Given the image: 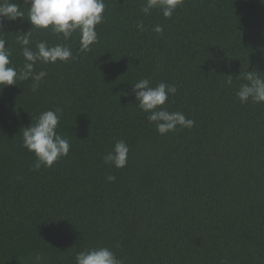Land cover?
Returning a JSON list of instances; mask_svg holds the SVG:
<instances>
[{
    "label": "trees",
    "instance_id": "trees-1",
    "mask_svg": "<svg viewBox=\"0 0 264 264\" xmlns=\"http://www.w3.org/2000/svg\"><path fill=\"white\" fill-rule=\"evenodd\" d=\"M9 2L24 16L0 18V37L19 69L17 37L32 26L23 0ZM144 2L104 0L87 52L78 33L31 31L33 50L65 44L74 59L38 62L36 91L31 80L0 89V264H75L97 247L123 264H264V103L236 96L239 74L264 78V0H183L167 19ZM144 78L177 87L165 107L191 129L158 134L132 93ZM57 108L70 152L35 171L21 129ZM116 141L129 147L121 169L103 161Z\"/></svg>",
    "mask_w": 264,
    "mask_h": 264
},
{
    "label": "clouds",
    "instance_id": "clouds-1",
    "mask_svg": "<svg viewBox=\"0 0 264 264\" xmlns=\"http://www.w3.org/2000/svg\"><path fill=\"white\" fill-rule=\"evenodd\" d=\"M183 0H145L141 12L147 16L153 9H159L162 16L171 18ZM23 9L27 10V20L31 24V30L17 37L21 46V55L24 63L17 69L10 66L11 50L6 47V40L0 37V89L16 85L18 81H32V91H36L41 81L47 76L46 71H35L36 64L64 63L74 59L72 50L65 44L49 46L46 41L36 43L35 50L29 47L30 33L32 30H49L63 40H69L73 33L79 35V51L87 52L92 45L98 42L96 26L102 23L105 11L104 0H23ZM24 16L21 5L9 0H0V18L14 21ZM137 30L144 31L143 22H139ZM152 31L161 34L163 28L155 25ZM3 25H0V34H3ZM231 77V76H229ZM238 79L245 83L239 86L236 96L243 104L251 101L254 104L264 103V78L256 71H247ZM232 84L229 78L226 82ZM132 93L139 109L147 113L149 123L155 124L160 135L174 132L178 128L191 129L195 121L187 118L182 112H172L165 107L170 96L177 93L175 85L163 82L155 87L151 81L144 78L132 85ZM127 95V94H125ZM62 110H48L42 112L34 123L21 129L22 147L35 157L33 170L38 171L42 166L51 167L60 158L68 156L71 145L66 136L57 132ZM129 147L124 141H116L112 150L103 157L106 165L121 169L126 166ZM115 179L108 176L109 182ZM33 264H43V257L36 255ZM75 264H123L117 259L113 251L107 247H97L80 251L75 256Z\"/></svg>",
    "mask_w": 264,
    "mask_h": 264
}]
</instances>
